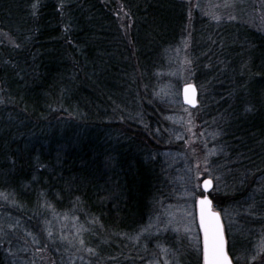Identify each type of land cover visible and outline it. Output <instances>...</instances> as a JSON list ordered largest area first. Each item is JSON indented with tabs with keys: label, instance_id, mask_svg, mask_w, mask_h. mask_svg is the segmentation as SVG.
Returning <instances> with one entry per match:
<instances>
[{
	"label": "trees",
	"instance_id": "obj_1",
	"mask_svg": "<svg viewBox=\"0 0 264 264\" xmlns=\"http://www.w3.org/2000/svg\"><path fill=\"white\" fill-rule=\"evenodd\" d=\"M123 2L128 34L112 0H0V264L48 263V253L53 260L49 251L37 258L11 228L15 219L30 226L50 205L86 213L108 232H134L163 188L137 111L148 97L159 117L151 89L161 51L184 29L187 12L177 0ZM235 30L218 44L228 47L222 66H195L198 75L212 73L206 113L229 115L224 168L232 192L213 203L222 210L238 193L256 194L264 225V32Z\"/></svg>",
	"mask_w": 264,
	"mask_h": 264
},
{
	"label": "rangeland",
	"instance_id": "obj_2",
	"mask_svg": "<svg viewBox=\"0 0 264 264\" xmlns=\"http://www.w3.org/2000/svg\"><path fill=\"white\" fill-rule=\"evenodd\" d=\"M112 1L113 17L121 33L128 34L132 27L130 6L125 0ZM177 1L184 6L187 19L176 40L161 51L164 62L151 89L157 105L160 103L155 105L159 117L153 115L148 97L140 101L137 111L138 125L148 131L146 148L154 149L151 155L161 162L164 177L146 223L134 232L112 233L86 213L43 206L30 226L17 219L10 224L29 239L26 242H31L37 258L45 251L52 254L53 260L47 254L50 262L41 259L36 264H204L197 214V200L204 195L202 181L213 180L209 195L212 200L215 195L219 203L224 204L232 192L224 168L228 150L223 124L229 115L212 118L206 113L214 101L213 80L205 68L222 66L220 53L228 47L218 44L226 43L225 31L236 34L239 27L235 30V25H240L264 32V0ZM195 66L205 68L198 75ZM186 83L195 84L199 108L183 104L181 90ZM238 194L234 205L215 208L224 224L229 252L234 264H264V225L258 224L254 211L258 198L256 194Z\"/></svg>",
	"mask_w": 264,
	"mask_h": 264
},
{
	"label": "water",
	"instance_id": "obj_3",
	"mask_svg": "<svg viewBox=\"0 0 264 264\" xmlns=\"http://www.w3.org/2000/svg\"><path fill=\"white\" fill-rule=\"evenodd\" d=\"M181 97L183 104L188 107L196 108L199 104L197 88L193 83H186L183 85L181 90ZM207 181H211V184H208L206 187L205 185ZM201 185L204 195L199 197L197 200V214L200 230L203 237L204 264H210L212 258L214 236L217 238H223L224 251L230 261V264H234L228 252L227 238L221 215L219 211L214 209L213 201L209 195V193L213 189L214 182L211 178H205L202 181ZM201 200H205L206 203L201 204Z\"/></svg>",
	"mask_w": 264,
	"mask_h": 264
},
{
	"label": "snow or ice",
	"instance_id": "obj_4",
	"mask_svg": "<svg viewBox=\"0 0 264 264\" xmlns=\"http://www.w3.org/2000/svg\"><path fill=\"white\" fill-rule=\"evenodd\" d=\"M211 184V181L206 182V187ZM206 203L205 200H201V204ZM207 243V241H206ZM210 264H230V261L224 251V241L222 237L214 236V244L212 248V258Z\"/></svg>",
	"mask_w": 264,
	"mask_h": 264
}]
</instances>
